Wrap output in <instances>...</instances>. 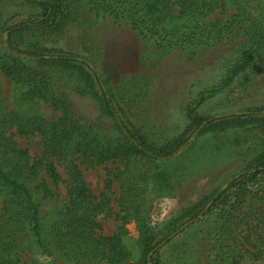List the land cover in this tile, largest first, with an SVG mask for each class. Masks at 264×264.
<instances>
[{
    "label": "rangeland",
    "instance_id": "rangeland-1",
    "mask_svg": "<svg viewBox=\"0 0 264 264\" xmlns=\"http://www.w3.org/2000/svg\"><path fill=\"white\" fill-rule=\"evenodd\" d=\"M94 1L101 5L104 0H76L62 33L48 34L44 45L86 57L104 78L110 79L114 100L128 111L151 141L182 134L189 123L187 107L197 106L203 99L198 112L208 117L264 106V57L215 95L210 92L213 87L223 86L231 64L246 42V32L264 27V0H235L224 9L219 7L207 16H196L192 20L189 16L180 17L179 8L175 7L173 16L160 32L150 29L148 18L144 27L134 28V17L127 13L128 4H117L121 13L113 16L102 9L101 14L92 11ZM35 10L22 0H0V54L6 52L7 33L1 27L4 21L17 13L28 16ZM20 16L13 17L11 22ZM30 38L35 40L36 36ZM0 87L2 104L8 111L47 120L63 116L62 109L37 97L39 92L42 94L41 88L32 93L29 85L18 82L1 69ZM48 88L58 93L63 91L57 82ZM69 102L83 121L88 124L97 121L99 106L95 100L72 93ZM7 135H12L18 147L27 150L31 158L43 153L39 135L22 136L15 128ZM106 136L113 137L111 133ZM261 138L260 130L254 126L210 132L194 137L173 159L148 164L146 169L152 171L143 183L145 200L140 221L124 219L120 204L124 161L112 160L95 167L81 164L98 201L106 191L108 175L113 179L111 202L95 217L99 224L96 236L121 233L130 260L139 262L144 233L157 234L183 208L219 188L226 189L230 179L259 151ZM52 160L60 180L53 182L43 172L46 186L37 182L40 186L36 185L33 192L41 213L43 241L38 245L34 239H26L20 249L19 264H109L103 258H80L71 250L56 247L55 227L73 217V213L68 211L72 203L69 163L59 158ZM3 204L4 194L0 196V219ZM218 223L215 214H210L188 228L162 250L163 263L235 264L238 260L235 256H239L237 252L242 249L238 247L237 252H233L229 247L234 242L231 229H223L214 242L213 230ZM238 233L244 234L241 230ZM226 251L228 253L224 254ZM243 260L239 264H248Z\"/></svg>",
    "mask_w": 264,
    "mask_h": 264
},
{
    "label": "trees",
    "instance_id": "trees-1",
    "mask_svg": "<svg viewBox=\"0 0 264 264\" xmlns=\"http://www.w3.org/2000/svg\"><path fill=\"white\" fill-rule=\"evenodd\" d=\"M234 1L104 0L101 5L94 1L96 3L91 5V9L100 14L102 9L104 13L115 16L121 13L119 6L128 4L127 13L134 17V28L144 27L148 18L150 29L160 32L162 27L165 29L164 23L173 16L175 7L179 8L180 17L189 16L192 20L196 16H207L219 7L224 9ZM22 2L36 10L24 17L14 14L2 24L7 36L4 38L6 52L0 54V69L18 82L29 85L32 93L41 88L42 94L39 92L37 97L62 109L63 116L47 120L8 111L2 104L0 87V196L4 194L0 219V264H19L20 249L26 239L42 244L41 213L33 192L36 185L46 186L43 172L53 182L60 180L53 158L68 161L72 195L68 211H72L73 217L55 227V245L60 250H71L80 258H103L109 264H164L161 253L169 243L207 215L215 214L219 223L213 230L214 242L223 229H231L234 242L229 247L233 252H237L238 247L242 249L237 252L239 256H235L238 259L235 264L241 263L242 259L248 264H264V106L208 117L198 112V107L205 101L203 99L197 106L187 107L189 123L182 134L158 142L151 141L133 122L128 111L114 100L110 79L104 78L86 57L59 52L44 45L48 34L62 33L76 0ZM17 15L21 18L11 22ZM32 35L36 36L35 40L30 38ZM244 36L247 37L246 42L231 64L223 86L211 88V95L256 66L264 57V27L248 31ZM55 82L62 87L61 93L48 88ZM72 93L97 102L99 117L94 124L86 123L77 115L69 102ZM250 126L260 130L259 151L230 179L226 189L219 188L183 208L157 234L144 233L139 262L130 260L121 233L96 236L99 224L95 217L103 213L111 202L113 179L109 174L106 191L98 201L89 188L81 164L95 167L112 160L124 161L125 168L120 176V204L126 222L140 221L145 200L143 183L152 171L146 169L148 164L173 159L196 136ZM12 128L22 136L39 135L43 145L41 156L33 159L27 150L19 148L12 135H7ZM106 133L113 137H107ZM240 230L243 235L238 233Z\"/></svg>",
    "mask_w": 264,
    "mask_h": 264
}]
</instances>
